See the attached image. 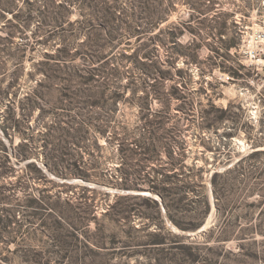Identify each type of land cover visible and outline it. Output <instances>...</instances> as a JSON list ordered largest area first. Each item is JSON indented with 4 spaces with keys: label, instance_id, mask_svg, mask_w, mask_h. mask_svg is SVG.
<instances>
[{
    "label": "trees",
    "instance_id": "1",
    "mask_svg": "<svg viewBox=\"0 0 264 264\" xmlns=\"http://www.w3.org/2000/svg\"><path fill=\"white\" fill-rule=\"evenodd\" d=\"M198 1L200 6L194 7L197 17L202 20L218 17L217 12L212 13L213 7L205 4L206 0ZM37 3L43 8H36ZM171 6L170 0H60L58 3L56 0H0V54L23 64L40 42L36 32H27L36 17L39 27L48 25L44 44L57 43L32 64L29 74L37 80L35 87L19 99L18 107L23 111H14L12 107L0 114V241L15 243L10 254L1 257L3 261L8 264H119L123 254L140 244L156 247L170 255V259L176 255L190 262L197 259L193 242H184L182 235L165 229L164 213L179 230L199 228L211 209L209 189L213 195H219V190L227 187L231 173L242 180L241 160L221 172L214 170L211 175L214 162L210 167H207L208 160L198 167L195 160L187 164L185 147L173 143L181 129L176 123L165 127L168 111H148L143 114L148 136L139 138L133 146L130 145L133 141L119 145L118 153L122 157L119 173L108 178L101 155L90 149L89 142L93 140L91 145L97 148L98 136L107 139L111 135L109 131L117 111H46L40 107L36 111L37 119L50 123L37 132L34 125H29L34 110L44 98L65 102L67 109H73L77 102L91 109H101L106 103L113 109L126 93L112 89L108 83L119 76L117 66H110L115 43L124 32L135 35L139 41L157 29V34L165 32L169 40L181 46L176 40L181 32L176 24L160 27L167 20ZM73 11L77 14L71 18ZM220 24L213 32L220 45L212 50L215 59L223 63L224 53L236 48L238 40L232 37L223 41L221 35L230 24L226 20ZM190 45L195 57L198 46L193 42ZM220 69L225 70L223 66ZM18 80L17 71L8 87ZM178 91L173 84L172 95L178 97ZM8 92L9 88L0 91V98ZM227 113L224 109L201 111L203 128L221 124ZM16 137L19 139L14 142ZM40 147H43L42 159ZM209 148L206 145L205 149ZM261 154L264 150L251 153V157ZM22 161H25L23 172L9 179L14 175L15 165ZM51 174L85 184L68 185L66 181L55 180ZM258 175H264L263 169ZM30 180L41 186L30 187ZM86 183L148 191L157 197L115 193L112 202L98 215L99 190ZM20 210L29 219H38L39 226L52 230L55 241L51 246L37 248L29 243L19 246V238L29 242L34 235L24 230L22 215L17 218ZM50 216L53 218L50 223L44 220ZM136 216L142 218L140 227L131 224ZM141 229L147 231L145 239L133 241V233ZM120 233L125 239L118 246Z\"/></svg>",
    "mask_w": 264,
    "mask_h": 264
},
{
    "label": "rangeland",
    "instance_id": "2",
    "mask_svg": "<svg viewBox=\"0 0 264 264\" xmlns=\"http://www.w3.org/2000/svg\"><path fill=\"white\" fill-rule=\"evenodd\" d=\"M59 1L56 0V3ZM170 1L172 6L167 13L168 18L160 27L176 24L181 31L176 40L181 46L169 40L167 33L157 34V29L149 31L139 41L135 35L124 32L120 41L115 43L110 63V66H117L119 76L108 83L112 89L126 93L113 109H109L106 103L101 109H91L78 102L73 104V109H67L65 102L44 98L34 110L29 125H34L37 132L45 128L44 124L50 123L37 119L36 111H40V107L46 111H117L109 131L111 135L108 134L107 139L98 136L97 148L91 145L93 140L89 139L90 149L101 155L106 176L113 178V175L119 173L122 162L118 153L119 145L133 141L130 144L133 146L139 138L148 136V129L144 126L146 117L143 114L148 111H168L164 117L165 127L169 128L176 123L181 129L173 143L185 147L187 164L195 160L198 167L208 160L207 167H210L214 162L215 166L209 172L211 175L214 170L221 172L241 160L242 180H237L234 173H231L227 187H220L219 195H213L209 189L210 212L204 223L195 230L177 229L164 213L165 229L182 235L184 242L195 244L197 259L194 262L181 255L170 259L171 256L160 249L140 244L123 254L119 264H264V175H258L262 169L264 171V154L251 157V153L264 150V71H256L249 64L251 49L264 44V39L252 34V30H264V0H206L205 4L213 7L212 13L217 12L218 17L210 19L209 16L204 20L197 17L194 8L200 6V1ZM36 8L43 7L37 3ZM76 14L73 11L71 18ZM223 20L230 27L223 31L221 39L229 41L235 37L238 46L225 52L221 63L219 58L215 59L212 49L220 45L213 32L219 29ZM38 23L36 17L27 32H36L40 42L35 50L28 53L22 65L0 54V91L9 88L8 94L0 98V114L12 107L14 111H23L18 107L19 99L35 87L37 80L29 74L33 69L32 64L42 57L44 51H51L57 45L55 41L50 45L44 44L48 25L39 27ZM81 38L83 36L79 40ZM192 42L198 46L195 57L190 48ZM241 45L242 52L239 50ZM220 65L225 70H221ZM17 71L19 80L14 86L8 87ZM223 73L233 79L227 82L220 80ZM173 84L179 89L178 97L171 93ZM220 109L228 111L226 120L211 128H203L201 111ZM248 112L256 117L255 120L247 118ZM147 117L151 119L152 115ZM18 139L16 137L14 142ZM206 145L210 148L205 149ZM42 148H39L41 159L44 156ZM203 149L204 152L201 151ZM24 164L25 161L16 164L14 175L9 179L19 176ZM50 176L57 181H66L68 185L85 184L78 179ZM29 184L30 187L41 186L32 180ZM86 184L99 190L98 215L112 202L115 193L142 194L134 190L123 192L124 189L95 183ZM142 195L157 197L153 193ZM20 211L17 218L22 215L24 230L34 235L29 242L19 238V246H25L26 243L37 248L51 246L55 241L52 230L39 226L38 219H29L24 210ZM46 219L50 223L53 218L50 216ZM131 224L140 227L143 224L142 218L136 216ZM146 232L143 229L134 232L133 241L145 239ZM124 239L120 233L117 245H122ZM14 246L13 242L9 244L6 240L0 241V261L3 264L8 263L1 257L10 254Z\"/></svg>",
    "mask_w": 264,
    "mask_h": 264
},
{
    "label": "built area",
    "instance_id": "3",
    "mask_svg": "<svg viewBox=\"0 0 264 264\" xmlns=\"http://www.w3.org/2000/svg\"><path fill=\"white\" fill-rule=\"evenodd\" d=\"M253 36H257L259 39H264V30L263 29H255L252 30ZM264 42V40H263ZM242 52V45L240 46L239 49ZM252 53L250 54L249 60H250V65H253V67L256 69V71L261 70L262 72L264 71V44L261 45L259 48L251 49ZM232 76L228 74H221L220 80L227 82L228 80H232ZM250 111H256V110H250ZM247 118L248 119H254L255 116L251 114L250 112L247 113Z\"/></svg>",
    "mask_w": 264,
    "mask_h": 264
},
{
    "label": "water",
    "instance_id": "4",
    "mask_svg": "<svg viewBox=\"0 0 264 264\" xmlns=\"http://www.w3.org/2000/svg\"><path fill=\"white\" fill-rule=\"evenodd\" d=\"M123 192H130V191L129 190H123ZM138 192L142 193V194H150V192H148V191H138Z\"/></svg>",
    "mask_w": 264,
    "mask_h": 264
}]
</instances>
